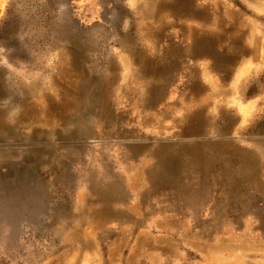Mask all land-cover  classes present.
Instances as JSON below:
<instances>
[{
  "label": "rangeland",
  "instance_id": "374dc122",
  "mask_svg": "<svg viewBox=\"0 0 264 264\" xmlns=\"http://www.w3.org/2000/svg\"><path fill=\"white\" fill-rule=\"evenodd\" d=\"M257 10L0 0V264H126L116 220L135 210L166 264H264V63L236 75L184 54L210 32L228 44L244 18L264 28Z\"/></svg>",
  "mask_w": 264,
  "mask_h": 264
},
{
  "label": "crops",
  "instance_id": "0c3cea01",
  "mask_svg": "<svg viewBox=\"0 0 264 264\" xmlns=\"http://www.w3.org/2000/svg\"><path fill=\"white\" fill-rule=\"evenodd\" d=\"M252 1L260 9L257 10V13L264 15V0ZM228 11L230 15L234 14V17L231 19L229 16H224V23H227V20L229 25H234L233 23L237 22L239 24L238 27L242 28V24L238 21L239 15L233 9H228ZM235 15H237V18H235ZM244 21L249 26L246 30L238 28V36L234 37L236 36L235 34L232 38L229 37L228 44H220V41L216 40L214 36L212 37L210 32L205 39H194L189 50L187 48L184 50V54L194 59L199 58L200 55H206L215 69L232 70L236 75H244L258 66H262L264 63V28L254 25V22L250 19L244 18ZM135 213H137L136 210L133 216L128 215L126 219L118 218L116 220L118 224L122 225L119 231L127 233L134 239L128 250L129 256L126 264H166L169 257L173 258V255H170L165 248H156L151 246L150 243H152V240L160 238L166 244L167 238H162V236L157 238L150 230V227L146 226V223H151V219L144 221L138 218L139 214L136 216ZM155 223H162V220H158ZM161 250L163 251V257ZM206 252L208 253V258L213 257L211 255V252H214L212 251V246L208 245ZM157 254L160 256L156 257L155 255ZM181 261L185 263L187 258L182 256ZM116 264H122V262H116ZM206 264L211 263L206 262ZM219 264H226V262Z\"/></svg>",
  "mask_w": 264,
  "mask_h": 264
},
{
  "label": "bare ground",
  "instance_id": "6f19581e",
  "mask_svg": "<svg viewBox=\"0 0 264 264\" xmlns=\"http://www.w3.org/2000/svg\"><path fill=\"white\" fill-rule=\"evenodd\" d=\"M185 6V5H184ZM183 6V7H184ZM74 67V66H73ZM86 88V87H85ZM86 92V91H85ZM80 95V94H79ZM82 98V97H81ZM85 99V98H84ZM92 100V99H91ZM83 101V100H82ZM80 105H81V102H80ZM93 105V104H92ZM81 109V108H80ZM21 115V114H20ZM80 116H81V114H80ZM79 116V117H80ZM40 118V117H39ZM196 118H197V116H196ZM195 119V118H194ZM47 121V120H46ZM76 121V120H75ZM74 122V121H73ZM69 123V122H68ZM72 123V122H71ZM197 126V123H193V122H191V124H188V127H186V131H192L193 130V128L194 127H196ZM65 127V126H64ZM56 144V143H55ZM199 146V145H198ZM197 146V151H199V148L200 147H198ZM195 150V151H196ZM264 154V153H263ZM202 155V154H201ZM246 157H244L243 159H244V168H245V170H242L241 171V178H242V180H243V182L246 184V183H248L250 180H251V177H252V175H253V170H254V167H255V163H254V161H253V159H251V156L248 158V156L247 155H245ZM39 157V156H38ZM204 158H205V156H204ZM191 159H197V156H194V158H193V156H191ZM216 160V159H215ZM197 164V163H196ZM218 164V163H217ZM207 165H209V164H207ZM162 166H163V168L164 169H166L167 168V165L163 162V165H162V158H160L158 161H157V163H156V167L157 168H160V172L157 170V171H155L154 172V174H152V178H153V180H157V179H159L161 182H162ZM208 168V167H207ZM1 169V168H0ZM10 169V168H9ZM195 169V168H194ZM212 169H213V167H212ZM257 170V169H256ZM22 171V170H21ZM214 171V170H213ZM256 172V171H255ZM150 176V175H149ZM208 176H209V174H208ZM8 179V178H7ZM22 181V180H21ZM2 182V181H1ZM152 182V181H151ZM29 184V183H28ZM32 184V183H31ZM5 187V186H4ZM6 188V187H5ZM236 189H237V185L236 184H230L229 185V188L226 190V195H227V198L228 199H230V198H234V197H236ZM5 193V192H4ZM91 212V211H90ZM93 215V214H92ZM90 217V216H89Z\"/></svg>",
  "mask_w": 264,
  "mask_h": 264
}]
</instances>
